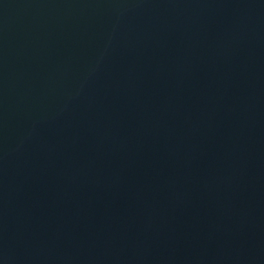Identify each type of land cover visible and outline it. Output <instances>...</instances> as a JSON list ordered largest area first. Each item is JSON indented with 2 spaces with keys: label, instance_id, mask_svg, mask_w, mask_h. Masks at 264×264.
I'll use <instances>...</instances> for the list:
<instances>
[{
  "label": "water",
  "instance_id": "95a60500",
  "mask_svg": "<svg viewBox=\"0 0 264 264\" xmlns=\"http://www.w3.org/2000/svg\"><path fill=\"white\" fill-rule=\"evenodd\" d=\"M0 264H264V0H0Z\"/></svg>",
  "mask_w": 264,
  "mask_h": 264
}]
</instances>
